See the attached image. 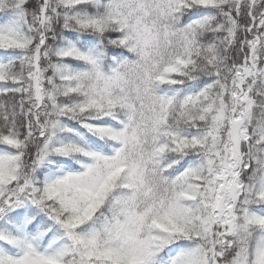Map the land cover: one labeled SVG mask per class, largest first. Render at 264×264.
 Returning a JSON list of instances; mask_svg holds the SVG:
<instances>
[{"label":"snow or ice","instance_id":"obj_1","mask_svg":"<svg viewBox=\"0 0 264 264\" xmlns=\"http://www.w3.org/2000/svg\"><path fill=\"white\" fill-rule=\"evenodd\" d=\"M0 264H264V0H0Z\"/></svg>","mask_w":264,"mask_h":264}]
</instances>
